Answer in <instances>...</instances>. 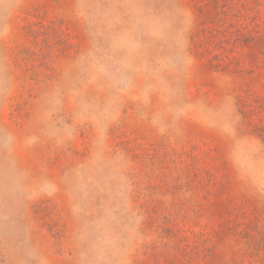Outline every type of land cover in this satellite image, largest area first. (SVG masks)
Returning a JSON list of instances; mask_svg holds the SVG:
<instances>
[{"label":"rangeland","instance_id":"obj_1","mask_svg":"<svg viewBox=\"0 0 264 264\" xmlns=\"http://www.w3.org/2000/svg\"><path fill=\"white\" fill-rule=\"evenodd\" d=\"M0 264H264V0H0Z\"/></svg>","mask_w":264,"mask_h":264}]
</instances>
